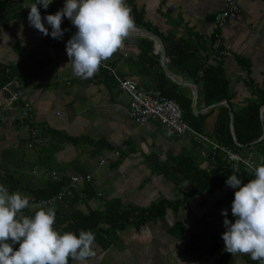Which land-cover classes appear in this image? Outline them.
<instances>
[{
    "label": "crops",
    "instance_id": "1",
    "mask_svg": "<svg viewBox=\"0 0 264 264\" xmlns=\"http://www.w3.org/2000/svg\"><path fill=\"white\" fill-rule=\"evenodd\" d=\"M35 2L0 0V64L16 65L37 55L49 59L35 80L19 86L21 97L13 110L5 109L6 97L0 93V119L4 131L13 132L7 143L0 137V151L18 141H28L23 167L32 182L45 181L32 175L33 170L50 167L64 175V183L74 175L91 176L89 183L76 185L71 198L53 206L56 219L72 210L83 214L103 211L108 203L141 209L159 200L175 205L167 208L161 218L128 224L109 233L105 236L109 241L107 246L95 239V255L87 264H259L247 255L232 256L224 251L221 235L225 231V217L221 211L227 210V218L234 222L231 203L235 190L225 185L228 177L187 200L184 194L190 190V184L183 179L167 178L159 170V167L175 166V160L186 155L209 172L216 170L217 159L220 157L223 162L225 156L218 152V158H214L207 143L169 136L156 122L135 124L128 117L129 96L118 89L106 69L99 68L93 77L82 79L73 75L65 47L54 45L50 52L40 53V47L49 44V37L29 26L28 12ZM224 2L134 0L145 26L135 29L150 32L161 40L164 64L154 40L144 35L129 36L123 47L103 64L119 77L135 80L144 90L161 87V91L181 95L190 102L194 118L204 116L202 122L207 135L218 117L217 108L226 106L207 107L201 99V79L191 76L187 69L193 61L221 66L230 95L229 109L226 107L228 115L232 113L229 130L231 124L233 129V114L239 113L248 102L258 101L261 92L264 93V0H238L237 19L217 30L214 17L222 11ZM64 3L65 0H55L52 12L55 14ZM217 36L229 55L221 56L212 48L211 42ZM172 45H178L180 50L172 58L175 63L170 62L168 55ZM149 46L151 50L146 52ZM198 75L201 77L202 73ZM195 92L196 113L193 111ZM24 103L31 107L26 119L21 115ZM263 106L259 109L260 116ZM262 116L264 120V109ZM56 133L66 139L57 141ZM96 143L99 144L95 146ZM248 146L241 145L238 146L241 150L233 151L242 157L251 156L259 165L263 160L260 150L264 147ZM46 147L53 153L49 166ZM102 159L107 162L101 164ZM227 164L233 170L238 167ZM241 181L242 186L247 183L246 179ZM85 186L90 187L86 192Z\"/></svg>",
    "mask_w": 264,
    "mask_h": 264
},
{
    "label": "clouds",
    "instance_id": "2",
    "mask_svg": "<svg viewBox=\"0 0 264 264\" xmlns=\"http://www.w3.org/2000/svg\"><path fill=\"white\" fill-rule=\"evenodd\" d=\"M53 0H36L30 6L28 23L44 36L62 39L61 25L67 18L76 31L67 41L65 51L74 76L93 77L102 63L123 47L136 25L127 0H65L61 9L43 19L37 5L47 9ZM243 164L254 178L243 184L233 173L225 185L234 189L231 214L225 217L221 235L224 251L232 256L247 255L264 264V160L259 165L249 160ZM237 169L236 171H238ZM20 191H9L0 184V264H87L95 255V234L91 230L61 232L54 225L56 211L51 202L30 203ZM49 205V206H46ZM36 209L25 215L26 209ZM18 245V247H14Z\"/></svg>",
    "mask_w": 264,
    "mask_h": 264
},
{
    "label": "trees",
    "instance_id": "3",
    "mask_svg": "<svg viewBox=\"0 0 264 264\" xmlns=\"http://www.w3.org/2000/svg\"><path fill=\"white\" fill-rule=\"evenodd\" d=\"M134 0H127V4L132 10V16L135 21L136 27H145L142 21V14L138 12L134 5ZM38 6V5H37ZM52 6L47 10L52 14ZM29 13V12H28ZM62 30L67 29L62 37L63 41H68L75 33L76 29L71 22L64 18ZM49 31V30H48ZM49 40H50V36ZM176 47V49H175ZM178 45H172L168 49V55L170 62L173 61V56H176V52H180ZM151 46L146 49V52H150ZM22 54V53H21ZM38 56V57H37ZM34 58L21 60L16 65H3L0 64V93H3L6 98L12 93L18 91L19 86L26 82H31L38 77L41 69L49 63V59L45 55H37ZM191 76L199 77L202 82V95L201 99L205 105L211 106L221 101H230V95L228 90V82L223 74L221 66H205L200 62L193 61L192 67L187 69ZM202 73L201 77L198 75ZM160 91L161 95L167 99L175 100L183 111V118L186 123L197 132L202 135L209 136L214 139L219 145L230 148L232 150L239 151L242 148L236 146L233 142L232 136L229 130V115L228 110L224 106L218 107V117L211 130L210 134H206L205 125L202 122L204 116L194 118L190 102L184 101L179 94L169 93L161 91V87L156 88ZM256 102H248V104L239 112L233 114V129L235 138L238 144L246 145L258 140L262 135V125L260 123V107L264 105V93L261 92L260 98ZM21 104V102H20ZM215 110L211 109V112ZM4 128V123L0 119V132ZM51 133H55L51 131ZM57 141L66 139L58 133H56ZM73 142L72 139L69 138ZM28 141H18L16 145H10L3 148L0 151V184L8 187L9 191H20L21 193L28 195L31 200L30 203L41 199H47L57 194L63 187V182L57 181H42L37 179L36 182H32V179L26 173L25 167H23L25 159V145ZM30 142V141H29ZM99 143H96L97 146ZM264 147V138L257 143ZM99 147L96 149L98 150ZM50 157L46 160V164L49 166V159L53 154L49 147H46ZM260 153L263 155L264 160V148H261ZM217 155L214 154L215 158ZM218 158V157H216ZM217 159V169L207 172L197 166L194 160L189 156H181L175 160V166L173 167H159V170L167 176V178H175L176 181L186 180L190 184V190L184 194V199L189 200L193 195L201 193L203 190H207L210 187H215L219 184L220 180L225 176L229 177L235 173L239 179L254 178L243 166L239 165L237 169L233 170L231 165H228L226 160L220 161ZM47 166V167H48ZM51 168V167H50ZM49 168V169H50ZM249 173V174H248ZM180 176L181 178H176ZM89 186H85L84 191L89 190ZM184 199L180 202H184ZM179 202V201H178ZM175 202V203H178ZM174 205V202H168L166 200H159L151 204L149 207L141 209L136 207H122L115 203H108L105 205L103 211H90L87 214H83L79 210H72L68 215L58 217L55 221L54 227L61 231H72L78 234L79 230H91L95 234V239L101 241L102 246H107L109 241L105 239V236L109 233H114L128 224H139L147 220H153L161 218L166 209ZM175 206V205H174ZM25 215H32L29 210H25ZM18 247V245L14 246ZM72 261H69L71 264Z\"/></svg>",
    "mask_w": 264,
    "mask_h": 264
},
{
    "label": "built area",
    "instance_id": "4",
    "mask_svg": "<svg viewBox=\"0 0 264 264\" xmlns=\"http://www.w3.org/2000/svg\"><path fill=\"white\" fill-rule=\"evenodd\" d=\"M55 0L49 5L47 9H44L42 6L38 5L40 15L42 18V23L44 26L51 32V27L44 21L46 15L52 14L47 10L54 5ZM240 9L238 0H225L224 7L221 12H219L214 17V25L217 30L224 27V25L229 22L237 19ZM54 14V13H53ZM67 41L62 39L57 40L50 38L48 45H42L40 47V53L45 54L50 52L52 46H66ZM212 48L216 51H219L221 56H227L229 53L222 48L221 41L219 37L211 42ZM106 69L109 74L117 82L118 89L122 92H125L129 96V106H128V117L137 125L143 126L150 121L156 122L159 124L164 133L169 136H174L177 138L187 137L188 139L197 142L198 144L207 143L211 147V151L214 154L220 152L225 156V159L228 163H233L237 166H243L250 174L251 172L243 164V160H249L255 164L251 156L242 157L240 154L234 152L232 149L219 145L216 142L209 140L207 137H204L201 133L194 130L190 127L183 118V111L179 104L173 99L164 98L160 91L151 90L147 91L139 87L138 83L133 79L121 78L116 72L104 65L102 63L101 67ZM21 97L20 92L16 91L12 93L9 97L5 98V109L13 110L18 103ZM31 107L28 103H24L21 109V115L24 119L29 118ZM34 134V132H32ZM115 155H118L115 152ZM107 162L105 159L101 160V164ZM32 175L39 176L45 181H57L63 182L64 175H60L56 170L43 168L41 171L33 170ZM91 181L90 175H74L63 182L62 189L55 194L54 196L34 201L32 203L39 204L41 201L51 202L50 206H55L57 203L61 202L64 198H71L73 196L75 187L78 183H89ZM46 206H49L46 204ZM29 210V209H27ZM36 210V209H34Z\"/></svg>",
    "mask_w": 264,
    "mask_h": 264
},
{
    "label": "water",
    "instance_id": "5",
    "mask_svg": "<svg viewBox=\"0 0 264 264\" xmlns=\"http://www.w3.org/2000/svg\"><path fill=\"white\" fill-rule=\"evenodd\" d=\"M135 35H144V36H146V37H149V38L153 39L154 42H155L156 45H157L158 50L160 51L161 59H162V62H163V64H164L165 53H164V47H163V45H162L161 40L158 39V37H156L155 35L151 34L150 32H147V31H144V30H139V29H138V30L135 29L134 31H132V32L130 33V36H131V37H132V36H135ZM193 96H194V97H193V111L196 113L197 111H196L195 105H196L197 93L195 92ZM217 105H225L226 107H228L227 101H223V102L218 103V104H215V105H213V106H217ZM228 109H229V107H228ZM263 109H264V106L261 108V116H260V117H261V118H260V121H261V125H262V128H263L262 136H261L258 140H256V141L250 143V146H252V145H254V144H257L258 142H260V141L264 138V120H263V116H262V111H263ZM229 116H230V118H232V113H231V112H229ZM231 123H232V122H231ZM230 131H231V135H232V137H233L234 143H235L236 145H238V143H237L236 140H235V135H234V131H233V129H232V124H231V126H230ZM238 146H241V145H238Z\"/></svg>",
    "mask_w": 264,
    "mask_h": 264
},
{
    "label": "rangeland",
    "instance_id": "6",
    "mask_svg": "<svg viewBox=\"0 0 264 264\" xmlns=\"http://www.w3.org/2000/svg\"><path fill=\"white\" fill-rule=\"evenodd\" d=\"M4 121H5V120H4ZM11 136H13V132H12L10 129L7 130V131H4V128L1 129L0 137H2L4 143H5V142L7 143V141L9 140L8 137H11ZM1 144H2V143H1ZM0 147H2V146H0Z\"/></svg>",
    "mask_w": 264,
    "mask_h": 264
}]
</instances>
